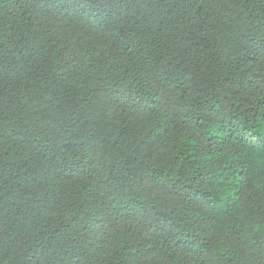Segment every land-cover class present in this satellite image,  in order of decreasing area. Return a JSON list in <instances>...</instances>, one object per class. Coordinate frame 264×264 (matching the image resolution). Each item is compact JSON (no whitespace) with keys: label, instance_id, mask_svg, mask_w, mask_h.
<instances>
[{"label":"trees","instance_id":"1","mask_svg":"<svg viewBox=\"0 0 264 264\" xmlns=\"http://www.w3.org/2000/svg\"><path fill=\"white\" fill-rule=\"evenodd\" d=\"M0 264H264V0H0Z\"/></svg>","mask_w":264,"mask_h":264}]
</instances>
